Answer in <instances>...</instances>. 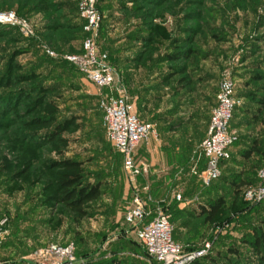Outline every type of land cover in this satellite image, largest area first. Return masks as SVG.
<instances>
[{
    "label": "rangeland",
    "instance_id": "obj_1",
    "mask_svg": "<svg viewBox=\"0 0 264 264\" xmlns=\"http://www.w3.org/2000/svg\"><path fill=\"white\" fill-rule=\"evenodd\" d=\"M78 1L0 0V12L14 11L33 29L25 36L0 24V264H36L37 249L70 243L74 264H149L124 221L135 194L169 216L184 252L208 242L207 254L235 248L241 264H254L257 257L243 240L264 222V201L259 206L242 198L254 207L245 211L244 188L239 196L226 183L202 192L191 173L202 165L203 138L194 134L205 128L223 79L232 80L238 98L231 128L239 147L231 153L264 135V0L100 1L97 45L115 70L114 90L123 91L138 119L158 132L143 143L136 158L143 169L135 178L105 136L99 99L109 90L91 85L64 59L81 49ZM174 52L185 58L168 61ZM41 118L53 122L46 126L36 121ZM62 124L67 130L50 141L46 135ZM172 153L188 163L176 165L171 178ZM66 159L82 164L85 182L100 185L101 196L83 219L52 198L63 171L50 166ZM231 164L229 179L255 186L262 166L255 155ZM158 180L168 183L166 191L152 184ZM177 194L185 200L176 201ZM217 197L225 199L224 209L205 223L199 207Z\"/></svg>",
    "mask_w": 264,
    "mask_h": 264
},
{
    "label": "built area",
    "instance_id": "obj_2",
    "mask_svg": "<svg viewBox=\"0 0 264 264\" xmlns=\"http://www.w3.org/2000/svg\"><path fill=\"white\" fill-rule=\"evenodd\" d=\"M99 0H79L77 12L82 22L83 39L77 54L66 55L64 59L93 86L107 89L109 92L99 99V108L103 114V125L107 141L122 159L123 169L128 176L141 175L143 167L137 163L135 154L141 144L151 137H157L154 126L141 122L135 114L134 104L121 90L115 89V70L109 62L108 54L99 50L97 37L101 28L102 15L98 10ZM0 24L18 27L25 36L33 35L32 27L18 19L12 10L0 12ZM47 54L54 56L50 50ZM238 107L235 84L230 79L219 82L215 105L211 109L206 136L200 144L202 165L192 169V176L200 187L208 189L222 173L221 164L231 158V149L236 136L229 126L235 109ZM257 177L260 183L244 188L242 198L250 204L264 201V167L259 169ZM177 201L184 198L177 194ZM125 223L132 227L134 236L144 248L149 264H193L210 250L207 242L204 248L192 253L184 252L180 243L174 241L173 226L169 216L155 208L151 211L143 198L135 194L124 215ZM36 264H74L75 246L73 244H50L37 249L33 254Z\"/></svg>",
    "mask_w": 264,
    "mask_h": 264
},
{
    "label": "trees",
    "instance_id": "obj_3",
    "mask_svg": "<svg viewBox=\"0 0 264 264\" xmlns=\"http://www.w3.org/2000/svg\"><path fill=\"white\" fill-rule=\"evenodd\" d=\"M100 1L101 0L98 1L97 7L101 13ZM77 4H78V2L76 3V12H77ZM6 11H9V10H6ZM101 15H102V13H101ZM77 21H78L77 28L79 30L78 40L81 42L84 35L82 32V22L79 19L78 12H77ZM102 25H103V19H102V23H101V28H102ZM181 57L185 58V54L180 55L179 53L174 52L171 55H169L168 61L176 62V61L180 60ZM186 57H188V56H186ZM6 86H7V88L11 87V83L9 81H7ZM215 99H216V95H215ZM260 104L264 105V100H262L260 102ZM214 105H213V107H214ZM237 112H238V108L235 109V112L233 114V118L230 122L229 130L231 133H233L232 128H231V124H232ZM36 121L38 123H44V125H46V126H49L50 123L53 122L52 120H48V119H44V118L37 119ZM209 121H210V115L204 121V124L206 125L205 126L206 132L208 129ZM67 128H68L67 124L58 125L54 128V130L52 132H50L48 135H46V137L50 141H53L54 139L57 138V135L60 132L66 131ZM194 137L196 139L201 140L204 137V128L202 129L201 133L196 132L194 134ZM234 147H239V145H237V142L234 143L233 148ZM238 153L239 154L231 153L230 160L225 161L221 164V167H222L221 177L216 182H214L207 189V191L215 190L217 188L216 185L218 183H226V185H229L231 187L233 194H236V196H239L241 194V191L243 190V188H245L247 185H246L245 181L240 180L238 177H237V180L235 179L236 178L235 176L232 179H229L230 174L232 173L230 170V167L232 165L231 162L234 159H236L237 157L238 158L242 157V159L244 161H247V160H250L253 155H255L258 158V160L260 161V164L263 166V164H264V135L260 138V140L259 139L258 140H252L249 144H247L243 148V151L239 150ZM118 156L121 158V156L119 154H118ZM50 169H60L63 171V173L60 174L56 180V186H55L56 187V189H55L56 194L52 197L54 202L57 205H61L65 209L69 210L77 219H83V218L87 217V215H88L87 208H86L87 205L89 203H92V202L98 200L101 196L100 185L98 183L91 184L89 182L84 181L82 164L80 162H77V161L66 159V160H61L58 162H53L52 165L50 166ZM259 169H257L256 175L254 177V183H256V184L253 183L252 185L256 186L260 183V181L257 177V172ZM240 199H241V202H243L242 197H240ZM243 203L246 204L245 202H243ZM261 204H262V202L257 204V205L261 206ZM224 206H225V199L223 197H217L216 199L212 200L207 206L200 205L199 211H198L200 213L199 218H202L205 223H212L219 217L222 210L224 209ZM253 208L254 207L251 208L249 206V204H246L243 206L242 209L245 211H249V210L251 211V210H253ZM172 235H173L174 241L178 242V240L174 236V233H172ZM243 243L245 245H247L248 247H250L252 249V251L255 253V255L257 257L256 258L257 261H255L254 264H264V222L261 223L258 226V228L254 229L252 231L251 237L244 239ZM239 256H240V253L238 252L237 249L228 248V251L225 254H221L219 252H216L214 255L207 254L203 258L195 260L193 264H241V262L238 261V259H237V257H239ZM105 264H107V263H105Z\"/></svg>",
    "mask_w": 264,
    "mask_h": 264
},
{
    "label": "crops",
    "instance_id": "obj_4",
    "mask_svg": "<svg viewBox=\"0 0 264 264\" xmlns=\"http://www.w3.org/2000/svg\"><path fill=\"white\" fill-rule=\"evenodd\" d=\"M216 95V94H215ZM214 99H215V96H214ZM214 104H215V100H214ZM205 135H206V128H204V137H203V139L205 138ZM143 144H141L140 145V147L137 149V151H136V158L138 159V157L140 156L139 154H140V152L141 151H143ZM237 148V147H236ZM234 154H236V153H234ZM188 157H184V158H179V156H177V153H172V156H171V158H170V161L172 162V164H173V166H171L172 168H171V173H170V176H171V178L172 177H174V175H176V167L178 166V164L179 163H181V162H183V161H185V163L183 164L182 163V166L183 165H185L186 163H188ZM177 165V166H176ZM175 168V169H174ZM224 169V168H223ZM171 178H169V181L171 180ZM188 177H185V179H187ZM157 180V179H156ZM192 180L193 181H195V183H196V185H198V190L199 191H202V192H209V191H207V189L206 190H204V189H202L201 187H200V185L198 184V182H197V180L193 177L192 178ZM155 184V185H158V191H162V189H163V191H166V189H167V187H169L166 183H162L161 182V180L159 181H156V182H152V184ZM197 196V195H196ZM194 196H192V197H187L186 199H188V198H190V199H192ZM184 198V197H183ZM175 200H176V198H175ZM185 200V199H184ZM177 201V200H176ZM147 208L149 209V210H151V211H154L155 210V205L154 206H150V205H147ZM173 226V231H172V233H174V225H172Z\"/></svg>",
    "mask_w": 264,
    "mask_h": 264
}]
</instances>
